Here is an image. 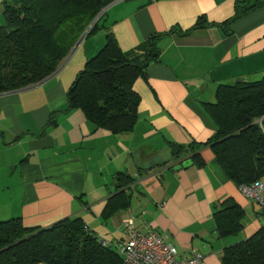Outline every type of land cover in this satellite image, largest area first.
Wrapping results in <instances>:
<instances>
[{
  "label": "crops",
  "instance_id": "crops-1",
  "mask_svg": "<svg viewBox=\"0 0 264 264\" xmlns=\"http://www.w3.org/2000/svg\"><path fill=\"white\" fill-rule=\"evenodd\" d=\"M240 1L115 0L104 9L99 28L57 72L0 94V221L21 218L26 227L46 228L79 216L107 241L86 220L95 207L102 211L95 221L119 235L109 245L127 237L131 220L144 232L162 234L183 257L202 253L208 264H222L227 247L263 228L264 201L246 197L207 144L217 128L205 102L215 101L218 85L264 75V0L233 19ZM227 20L233 21L223 25ZM154 34H164L161 52L133 83L140 97L133 131L95 128L81 109L66 110L70 87L108 35L138 56ZM172 144L182 147L179 155H173ZM186 158L190 166L174 168ZM118 172L136 179L131 202L105 219L118 192ZM258 180L264 184V174ZM226 198L244 210V227L238 236L221 238L214 206Z\"/></svg>",
  "mask_w": 264,
  "mask_h": 264
},
{
  "label": "trees",
  "instance_id": "trees-1",
  "mask_svg": "<svg viewBox=\"0 0 264 264\" xmlns=\"http://www.w3.org/2000/svg\"><path fill=\"white\" fill-rule=\"evenodd\" d=\"M113 1L4 0L0 94L29 88L57 72L84 34L89 36L99 28L102 16L90 27L92 21ZM261 3L240 1L233 19ZM201 23L202 20L195 27ZM163 37L164 34L152 35L140 46L142 54L135 56L124 52L116 39L108 35L105 45L87 60L70 87L66 110L81 109L95 128L115 134L133 131L140 103L133 83L145 74L150 62L158 59ZM215 97L214 102H205L217 128L215 137L207 144L213 146L218 162L237 185L251 184L264 174V132L256 123L264 115V75L256 81L219 84ZM50 123L56 124L53 116ZM171 147L175 156L183 150L177 144ZM116 178L118 192L102 214L105 219L131 202V185L136 179L126 172H118ZM214 219L219 237L238 236L244 227V210L226 198L214 206ZM41 262L123 264V259L111 245H104L79 216L46 228L26 227L21 218L0 221V264ZM222 264H264V227L227 247Z\"/></svg>",
  "mask_w": 264,
  "mask_h": 264
},
{
  "label": "built area",
  "instance_id": "built-area-1",
  "mask_svg": "<svg viewBox=\"0 0 264 264\" xmlns=\"http://www.w3.org/2000/svg\"><path fill=\"white\" fill-rule=\"evenodd\" d=\"M256 123L264 132V115ZM240 191L249 199L264 201V184L256 180L251 184H242ZM127 237L116 243L122 256L123 264H208L205 256L194 251L188 257H183L179 249L168 243L164 236L157 231L144 232L134 225L131 220L126 222ZM104 245L109 242L102 240Z\"/></svg>",
  "mask_w": 264,
  "mask_h": 264
},
{
  "label": "rangeland",
  "instance_id": "rangeland-1",
  "mask_svg": "<svg viewBox=\"0 0 264 264\" xmlns=\"http://www.w3.org/2000/svg\"><path fill=\"white\" fill-rule=\"evenodd\" d=\"M104 13V10L102 11V12H100V14L92 21V23H91V26L90 27H92V25H94L97 21H98V19L101 17V15ZM92 35V34H91ZM87 38V35H85L84 34V36L76 43V45H75V47L73 48V50L76 48V46H79L85 39ZM72 50V51H73ZM72 51H71V53H72ZM70 53V54H71ZM92 212L89 214V216H88V218L89 219H91L90 221H88V219L86 218V220H87V222L91 225V227L92 228H94L95 230H97L98 231V233L99 234H101V235H104V237H105V239L108 241V242H110V243H112L111 241L112 240H114V239H117V238H119V235H116V234H112V232H108L107 230H106V225L104 224V222L100 219V221L99 220H97V221H95V216H100L101 215V213H102V211H100L99 213L96 211V208L95 207H93L92 209ZM91 222V223H90ZM101 239V238H100ZM119 241V240H118ZM109 245V244H108ZM111 246L114 248V249H116L117 251H120L118 248H117V246H116V244H111ZM36 264H44V263H36Z\"/></svg>",
  "mask_w": 264,
  "mask_h": 264
},
{
  "label": "water",
  "instance_id": "water-1",
  "mask_svg": "<svg viewBox=\"0 0 264 264\" xmlns=\"http://www.w3.org/2000/svg\"><path fill=\"white\" fill-rule=\"evenodd\" d=\"M193 163L191 158H186L184 160H182L181 162H179L178 164H176L174 166L175 169H180L181 167H188Z\"/></svg>",
  "mask_w": 264,
  "mask_h": 264
}]
</instances>
